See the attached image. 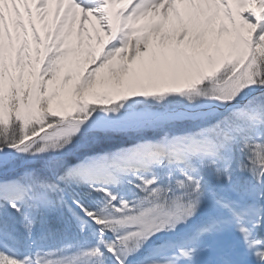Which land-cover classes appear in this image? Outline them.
I'll return each mask as SVG.
<instances>
[{"label": "snow or ice", "instance_id": "snow-or-ice-1", "mask_svg": "<svg viewBox=\"0 0 264 264\" xmlns=\"http://www.w3.org/2000/svg\"><path fill=\"white\" fill-rule=\"evenodd\" d=\"M149 12L155 43L134 35ZM89 14L107 39L58 86ZM213 245L264 264V0H0V264H198Z\"/></svg>", "mask_w": 264, "mask_h": 264}, {"label": "bare ground", "instance_id": "bare-ground-1", "mask_svg": "<svg viewBox=\"0 0 264 264\" xmlns=\"http://www.w3.org/2000/svg\"><path fill=\"white\" fill-rule=\"evenodd\" d=\"M233 7H236L235 5H233ZM21 11H23V9L21 8ZM6 15H7V10H6ZM147 19H150L149 17ZM96 18L94 16H89L88 20H86L84 22L85 24V29L86 31L82 34L84 39H85V44L81 45L76 51H72L69 52L68 56L65 57V61L62 62V65H65V70L60 71V74H64L65 72H70L73 75V78L75 77V75L79 72L84 71V69L86 68V66L88 65V63H90L91 61V57L93 55L98 54V49H96V40L100 41V38L103 37L104 33H97L96 37H98L99 39H95L94 35L91 36V33L94 31V27L99 23ZM221 20V16L217 15V17L213 20V26H218V24L220 23ZM154 21H158L156 20V18L154 19ZM225 25L230 29L231 25H228L227 21L224 20ZM156 23H154L153 25H155ZM38 29L40 30V34L42 36L43 32L48 28L50 29L52 26V20L50 16H46L45 19L43 21L38 22ZM138 29H140V31L136 32L134 35L136 34H141L144 30L148 29V23H144V25H136ZM47 29V30H48ZM161 29H158L156 27H152L151 28V32L150 34H148V37L150 40L153 41V43H155V39L158 37L159 33H160ZM99 34V35H98ZM91 36V39L88 40L87 37ZM226 35V33H220V37L221 39H223V37ZM74 41H71L73 46L75 47L76 44V38L74 37ZM32 46L35 47H43V45H35L34 43L32 44ZM120 63H122L121 58L119 59ZM116 64H118L116 62ZM112 67H115L113 64H111ZM55 81V80H54ZM58 86L61 85L62 80H56ZM55 81V82H56ZM72 81H70L69 83H71ZM61 100H65L67 101V99H69V95L67 93H65L63 91V89L61 90V94L58 97Z\"/></svg>", "mask_w": 264, "mask_h": 264}, {"label": "rangeland", "instance_id": "rangeland-1", "mask_svg": "<svg viewBox=\"0 0 264 264\" xmlns=\"http://www.w3.org/2000/svg\"><path fill=\"white\" fill-rule=\"evenodd\" d=\"M78 17V15H77ZM246 27V26H245ZM73 29V27H72ZM69 53H67L60 62V66L53 78V80H60L63 76V74H60V71L64 72V68L65 65H62L61 63L65 61V57L68 56ZM116 58H112V60L109 62V64H113L114 66L116 65L115 62ZM109 64H105L102 68L99 69V71L96 73V77L95 79L97 81H99L101 78H105L107 79L109 77V72H108V68H109ZM119 65V64H118ZM118 65H116L115 67H117ZM112 66V65H111ZM54 81V82H55ZM57 84V81L55 82ZM58 85V84H57ZM247 100V97L244 98V100H242L241 102H245ZM181 103H185L184 101H181ZM55 155H57L56 153H44V154H40L37 155L36 157H32V156H28V155H24V159L31 161V162H35L38 160H51L55 157ZM118 191L121 192V194L127 195V190L126 189H118ZM199 218V217H198ZM197 218V219H198ZM37 227H40V225H37ZM161 235V234H158ZM152 241L149 242V244H151ZM149 246V245H148ZM225 250L221 249V248H217L215 245H213V247L209 248L207 251H205L199 258L198 260V264H222V260L221 257L224 256Z\"/></svg>", "mask_w": 264, "mask_h": 264}]
</instances>
